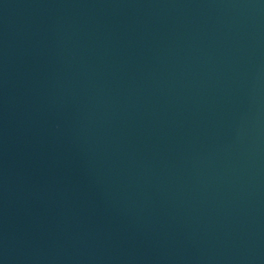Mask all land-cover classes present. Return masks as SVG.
<instances>
[{
    "label": "water",
    "instance_id": "1",
    "mask_svg": "<svg viewBox=\"0 0 264 264\" xmlns=\"http://www.w3.org/2000/svg\"><path fill=\"white\" fill-rule=\"evenodd\" d=\"M0 264H264V0H0Z\"/></svg>",
    "mask_w": 264,
    "mask_h": 264
}]
</instances>
